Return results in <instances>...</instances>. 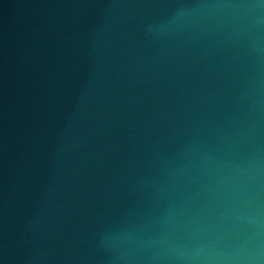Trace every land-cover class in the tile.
Returning a JSON list of instances; mask_svg holds the SVG:
<instances>
[{"label": "water", "instance_id": "obj_1", "mask_svg": "<svg viewBox=\"0 0 264 264\" xmlns=\"http://www.w3.org/2000/svg\"><path fill=\"white\" fill-rule=\"evenodd\" d=\"M0 264H264V0H0Z\"/></svg>", "mask_w": 264, "mask_h": 264}]
</instances>
